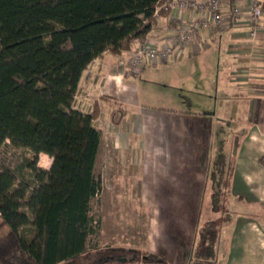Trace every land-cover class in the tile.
Returning <instances> with one entry per match:
<instances>
[{
	"label": "trees",
	"instance_id": "obj_1",
	"mask_svg": "<svg viewBox=\"0 0 264 264\" xmlns=\"http://www.w3.org/2000/svg\"><path fill=\"white\" fill-rule=\"evenodd\" d=\"M166 1L0 0V156L10 141L30 149L36 160L41 154L52 159L48 170L30 164V215L18 213L14 224L19 176L0 168V232L9 230L0 236V264H72L111 251L99 246L101 220L91 209L102 190L94 174L102 135L94 124L99 105L83 113L74 104L92 63L105 52L118 56L136 41L145 43L158 17H169L164 9L157 15ZM260 162L264 166V157ZM226 163L222 153L214 174ZM21 227L30 229L29 238ZM205 241V250L196 245L189 264H218L216 240ZM140 262L166 264L151 253Z\"/></svg>",
	"mask_w": 264,
	"mask_h": 264
},
{
	"label": "crops",
	"instance_id": "obj_2",
	"mask_svg": "<svg viewBox=\"0 0 264 264\" xmlns=\"http://www.w3.org/2000/svg\"><path fill=\"white\" fill-rule=\"evenodd\" d=\"M244 12L239 23L234 24L226 11L223 29L200 25L192 42L170 62L144 69L142 76L148 78L145 82L132 83L128 52L118 56L105 52L92 63L79 89L87 83L86 87L101 88L103 95L94 100L91 111L77 109L92 113L94 104L99 105V119L94 123L102 134L94 170L97 179H105L97 168L103 153L118 160L117 165H124L131 173L139 170L135 176L142 178L137 181V188L132 183L128 189L137 191L134 197L140 205L161 206L165 202L169 206L199 205L190 203L189 198L180 204L178 201L184 199L176 197L174 191L179 190L180 182H184L181 192L188 191L193 179L194 183L205 182L206 175L213 174L214 161L208 154L203 157L202 150L213 149L214 154L221 155L222 141L230 142L237 133L245 134L250 144L264 147V24L257 38L249 39L246 4ZM202 16L210 17L208 13L178 11L169 17H158V24L147 41L164 46L185 28L186 22ZM140 43L136 41L132 49ZM157 71L165 76L162 80L155 77ZM161 81L170 102L167 107L134 104L132 100L139 96L142 84L156 90ZM112 101L116 104L106 112L105 105ZM238 128L245 129L239 132ZM224 134H230V139L223 138ZM219 155H214L215 161ZM227 159L226 156V162ZM230 163L232 178L237 169L234 161ZM122 174L117 175L119 184L118 176ZM251 176L247 175V184L262 191L263 197L264 188L259 186L264 184ZM212 181L213 185L217 182Z\"/></svg>",
	"mask_w": 264,
	"mask_h": 264
},
{
	"label": "rangeland",
	"instance_id": "obj_3",
	"mask_svg": "<svg viewBox=\"0 0 264 264\" xmlns=\"http://www.w3.org/2000/svg\"><path fill=\"white\" fill-rule=\"evenodd\" d=\"M150 69V72H153V68ZM154 74L159 80L165 77L160 71ZM142 75L131 77L132 83L147 81L148 78ZM84 85L79 89L74 108L91 111L94 100L100 98L103 91L98 87H86L87 83ZM159 85L155 90L147 84H142L139 96L132 100L134 104L167 107L165 105L170 102L166 100L162 81ZM115 104L112 101L105 105V111L108 112V108ZM244 129L238 128L239 132ZM228 130L231 131L230 127ZM229 135L224 134L222 137L230 139ZM246 137L245 134L237 133L234 141H222L221 150L228 159L221 174H214L219 172L214 165L216 154L219 153L214 154L213 149L209 152L202 150L203 157L208 154L210 160L214 161L213 174L206 175L205 182L194 183L193 179L188 191L181 192L180 188L184 182H180L179 190L174 191L176 197L184 199L182 202L178 201L180 204L185 203L188 198L192 204L199 203L191 206H169L166 202L161 206L140 205L134 197L137 191L128 189L132 183L135 189L137 188L136 183L142 178L135 176L139 170L131 173L124 165L118 166V160L101 153L97 168L100 176L104 175L105 179L101 181L100 194L92 200L91 209L92 215L101 220V230L97 237L99 246L110 247L111 251L91 253L72 264H100L99 260H103V264H141L140 259L146 253L157 255L166 264H189L196 245L200 243L201 251L205 250L207 237L216 240L213 247L216 249L218 264H264V193L261 197L262 191L253 190L247 184V175H252L253 180L264 184L261 183L264 167L260 162L264 156V147L250 144ZM232 161L237 172L231 178L229 167ZM35 162L38 168L48 170L52 159L42 154L36 160L30 149L14 147L10 141L4 146L0 156V168L9 167L18 173L19 183L16 188L21 192L10 224L17 221L18 213L30 215L26 200L30 195V186L35 184L30 168V164ZM210 166L212 167V164ZM118 174H122L118 176V179L121 178L120 184L117 180ZM202 178L204 179V176ZM213 179L219 184L213 185ZM261 187L264 188L263 185L259 186ZM8 233V229L4 230L0 232V236ZM20 234L22 237H28L31 231L21 227Z\"/></svg>",
	"mask_w": 264,
	"mask_h": 264
},
{
	"label": "built area",
	"instance_id": "obj_4",
	"mask_svg": "<svg viewBox=\"0 0 264 264\" xmlns=\"http://www.w3.org/2000/svg\"><path fill=\"white\" fill-rule=\"evenodd\" d=\"M246 8L249 10L248 23L250 26L249 39H256L263 28L264 0H167L157 10L178 11L180 13L197 12L202 15L208 13L209 19L201 17L188 21L185 28L174 35L169 43L164 46L151 41L140 43L127 54L130 72L133 76H140L148 65L165 64L171 61L182 48L192 42L200 25L224 28L225 12L228 11L229 20L237 24L244 16ZM209 20V21H208ZM77 98V97H76Z\"/></svg>",
	"mask_w": 264,
	"mask_h": 264
}]
</instances>
